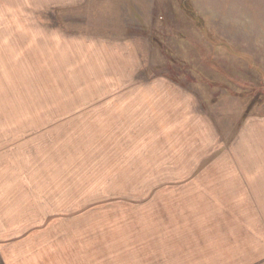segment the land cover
I'll return each instance as SVG.
<instances>
[{
	"label": "rangeland",
	"instance_id": "rangeland-1",
	"mask_svg": "<svg viewBox=\"0 0 264 264\" xmlns=\"http://www.w3.org/2000/svg\"><path fill=\"white\" fill-rule=\"evenodd\" d=\"M7 1L4 11L0 0V44L10 56L11 69L6 76L0 74V131L16 128L36 136L59 130L75 142L71 147L77 152V177L87 176L93 196L91 203L77 204L78 216L90 209L148 216L169 205H187L184 197L199 192V182L228 178L229 145L246 117L264 116V0H133L132 8L129 0H86L61 12L31 8L33 0ZM75 34L138 40L141 80L174 81L193 89L203 105L201 114L213 120L215 136L205 154L189 148L183 154L187 165L160 169L167 165L155 162L166 149L158 130L150 132L145 123L102 120L100 115L109 113L99 95L107 90L87 85L92 81L91 61L83 44L68 39ZM62 45L64 57L77 47L71 74L63 72L53 55ZM17 114H25L20 122ZM170 156L172 162L182 158L180 153ZM179 166L187 168L173 169ZM210 187L201 190L203 211L195 206L187 216L198 220L204 242L218 246L220 256L230 259L222 264H264V203H238L241 210L226 224L216 217L220 203L212 200ZM230 213L234 215L231 207ZM214 221L219 229L221 224L230 228L228 236L220 235L221 243L216 234L210 238Z\"/></svg>",
	"mask_w": 264,
	"mask_h": 264
},
{
	"label": "crops",
	"instance_id": "crops-1",
	"mask_svg": "<svg viewBox=\"0 0 264 264\" xmlns=\"http://www.w3.org/2000/svg\"><path fill=\"white\" fill-rule=\"evenodd\" d=\"M2 1V9L7 11L8 1ZM85 1L33 0L31 8L61 12ZM132 1L128 3L131 8ZM68 39L83 44L86 59L91 61L92 81L87 85L96 83L107 90L99 96L109 114L100 115L101 119L115 124L145 123L150 132L158 130L166 149L155 162L167 166L157 168L170 170L169 165H187L189 159L183 154L189 148H200L203 154L210 148L215 136L213 120L201 114L203 105H199L193 89L169 78V82L141 80L143 63L138 40L77 34ZM62 41L59 38V43ZM58 49L54 57L63 72L71 74L77 66L71 60L75 59L77 47L67 57L62 56L64 45ZM3 50L0 44V74L6 76L11 69L10 56ZM18 100H13L16 105ZM24 116L17 114V121ZM39 116L42 115L36 119ZM120 131L124 133V129ZM29 132L8 127L0 131V264H222L230 259L220 256L218 246L207 245L198 220L187 217L195 206L203 211L201 190L211 186L208 191L212 200L220 203L216 217L226 224L241 210L238 203H264V116L246 117L229 145L227 179L197 183L200 191L184 197L188 201L183 206L186 212L181 206L169 205L167 210L148 216L118 209L102 213L90 209L78 216L77 204L82 200L91 203L93 196L88 191L90 184L85 183L87 176L78 180L77 152L71 147L75 142L62 137L59 130L36 136ZM155 135L154 132L151 138ZM176 147L181 150H174ZM174 153H180L182 158L172 162L170 154ZM215 222L210 238L216 234L217 243H221L220 235L228 236L230 228L221 224L219 229ZM226 241L229 243V237Z\"/></svg>",
	"mask_w": 264,
	"mask_h": 264
}]
</instances>
